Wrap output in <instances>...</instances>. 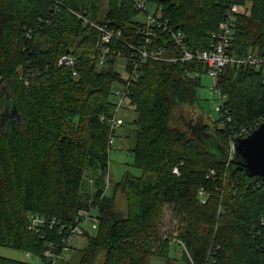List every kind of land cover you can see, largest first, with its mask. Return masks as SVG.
<instances>
[{"label":"trees","instance_id":"obj_1","mask_svg":"<svg viewBox=\"0 0 264 264\" xmlns=\"http://www.w3.org/2000/svg\"><path fill=\"white\" fill-rule=\"evenodd\" d=\"M146 2L156 4L153 14L164 23L153 29L148 52L166 47L162 57L176 56L172 32L182 34L187 50L205 49L236 3L227 53L264 56V0ZM140 12L135 0H0V245L38 256L40 264H62L74 238L62 250L67 228L78 223L79 211L95 209L96 234H80L87 240L74 264H94L99 256L100 264H145L150 253L167 258L170 241L161 222L169 206L186 264H264V178L224 161L240 129L252 131L264 120V74L248 66L221 69L214 85L219 118L203 123L219 150L208 149L180 115L173 118L174 107L198 106L206 67L196 59L142 57ZM95 25L121 30L120 40L101 44ZM103 47L109 51L99 65ZM66 54L73 65L60 63ZM119 58L126 77L116 69ZM122 83L126 104L118 113L133 112L130 150L141 174L125 173L107 195L115 136L107 118L114 113L112 88ZM117 189L124 214L113 209ZM30 214L56 223L30 229ZM48 249L60 255L53 263L44 255ZM0 264L35 263L0 255Z\"/></svg>","mask_w":264,"mask_h":264},{"label":"rangeland","instance_id":"obj_2","mask_svg":"<svg viewBox=\"0 0 264 264\" xmlns=\"http://www.w3.org/2000/svg\"><path fill=\"white\" fill-rule=\"evenodd\" d=\"M155 8V3H147V10L149 13H153ZM136 19H138L139 21H144L145 14L140 12L136 16ZM124 62V58H119L116 64V69L121 73L122 76L126 77ZM214 85L215 78L212 75H210L209 73H201L200 84L197 87L198 106L194 105L191 107L189 105H183L174 107L173 109V118L177 120L180 115L179 119L182 121L185 127L189 129L191 135L195 138L197 137L196 135L192 134V128L198 121V119H201L202 123H207L212 126L213 122L217 121L219 118V112L216 107L219 105L221 99L218 92L214 89ZM118 115L124 121L126 120V122L122 126L123 129H113L115 131V136H113L109 148L108 180H110V185L105 190L107 195H111L113 184L119 181L125 173H131L135 176H139L141 174V169L134 165L133 153L130 150V147L133 144V128L128 121L132 119L133 112L130 110L122 109V111H120ZM188 123H190V125H188ZM128 129L129 131H132L129 133V136H125V132L121 135L120 132L122 130ZM205 135L210 136V133L207 132ZM208 141H210V139H208ZM91 180V178L85 179V186L89 190H92ZM113 209L119 214H124L126 210L124 195L119 189L116 190L114 195ZM96 213L97 210L94 209L92 215L96 217ZM82 227L90 235L94 236L96 234V230L92 228V222L90 220H83ZM161 231L163 232L164 236H167V238H169V241L172 240V242H170L169 244L167 258L161 255L150 253L145 259V264H186L181 255V253L183 252L182 246L177 241H173V239H177L179 228L178 221L173 217V213H171V208L169 206H165L163 208ZM86 240L87 238L85 236H75L70 243L69 249L63 254V260L61 263H77L81 257L82 247L85 244ZM0 255L9 258L29 261L35 264L41 263L38 256L28 254L19 249H14L2 245H0ZM101 259V256L96 258L94 264H100Z\"/></svg>","mask_w":264,"mask_h":264},{"label":"built area","instance_id":"obj_3","mask_svg":"<svg viewBox=\"0 0 264 264\" xmlns=\"http://www.w3.org/2000/svg\"><path fill=\"white\" fill-rule=\"evenodd\" d=\"M135 6L137 9L143 10L145 14L144 28L141 29L142 33L144 34L142 37L144 38V44L141 50H137L142 57H149L154 59H167L171 61L175 60H190L196 59L204 64L206 67L207 73L212 75L215 80L218 78V74L220 73L221 69L224 66H248L255 69H261L264 74V56L258 54L257 52H248L244 55L234 56L228 54L227 51L231 45V35H232V24L234 20V13L239 9V6L236 3H231L226 15L225 19L219 24L218 29L211 34L210 42L208 46L196 52H191L187 50L182 42V34L180 32H172L171 37L173 38L174 42L179 46V51L176 56H168L167 58L162 57V53H165L167 48L166 47H157L155 51H146L145 47L150 46L152 41L150 40V36L153 34V29L161 27L164 23L159 20V15H154L153 13H149L146 11L147 9V2L146 0H135ZM100 32V42L101 44H105L110 42L112 39L120 40L121 38V30H112L108 29L106 26L95 25ZM165 28V27H164ZM129 47L133 48L132 45L127 44ZM146 45V46H145ZM135 49V48H134ZM108 47H103V50L97 56V62L99 65H103L106 62L107 54H108ZM119 55V52H116ZM96 55L93 54L92 57ZM60 63H63L67 66H71L74 63V60L69 55H63L60 59ZM73 74L75 72L73 71ZM135 73H131L133 76ZM191 75V74H190ZM264 81V78H263ZM113 94V103H114V113L111 117L107 118L109 122L110 129L113 130L118 127L122 123V118L118 116V110L125 106L126 104V92H127V84H119L112 88ZM215 89V88H214ZM216 90V89H215ZM217 91V90H216ZM218 92V91H217ZM219 94V93H218ZM220 96V94H219ZM221 99V97H220ZM220 104V103H219ZM217 110L220 109L218 105ZM251 132L250 127H242L238 132L239 137L247 136ZM113 137L109 138V143H111ZM234 153V142H229V150L228 155H233ZM173 172L175 174H179L177 166L173 167ZM108 186V180L106 183ZM88 219L92 222V228H96L97 226V217H94L91 214V211H79L77 221L78 223L73 227H68V236L64 238V244L62 250L66 251L67 243H70L71 238L80 235L84 228L82 227L83 220ZM56 223L55 219H48L44 216L39 214H30L29 217V225L30 229L37 230L40 225H49L53 226ZM173 241H177L182 248L184 249V244L179 239H173ZM172 242V240L170 241ZM44 255L48 258L51 257L52 263L60 257L59 254H53L50 249L44 252Z\"/></svg>","mask_w":264,"mask_h":264},{"label":"water","instance_id":"obj_4","mask_svg":"<svg viewBox=\"0 0 264 264\" xmlns=\"http://www.w3.org/2000/svg\"><path fill=\"white\" fill-rule=\"evenodd\" d=\"M190 125V123H188ZM201 119L192 128V134L200 143L208 149H213L203 136L211 141V135H205ZM200 137V139H199ZM216 150H219L218 143L213 141ZM214 150V149H213ZM224 161L243 171L247 176H261L264 178V120L261 121L247 136L234 138V157L229 159L225 156Z\"/></svg>","mask_w":264,"mask_h":264},{"label":"bare ground","instance_id":"obj_5","mask_svg":"<svg viewBox=\"0 0 264 264\" xmlns=\"http://www.w3.org/2000/svg\"><path fill=\"white\" fill-rule=\"evenodd\" d=\"M206 137V136H205ZM204 136H203V139L204 140H206L210 145H211V147L216 151V148H215V146L213 145V143H212V141H208V138H205ZM233 155H229V159H232L233 157H232ZM231 157V158H230Z\"/></svg>","mask_w":264,"mask_h":264}]
</instances>
